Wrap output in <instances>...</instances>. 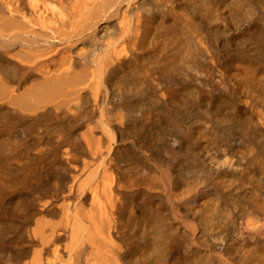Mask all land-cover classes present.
<instances>
[{"label": "bare ground", "instance_id": "6f19581e", "mask_svg": "<svg viewBox=\"0 0 264 264\" xmlns=\"http://www.w3.org/2000/svg\"><path fill=\"white\" fill-rule=\"evenodd\" d=\"M0 264H264V0H0Z\"/></svg>", "mask_w": 264, "mask_h": 264}]
</instances>
